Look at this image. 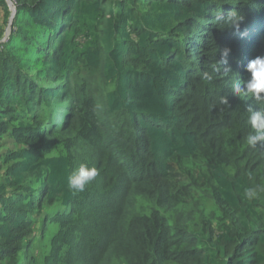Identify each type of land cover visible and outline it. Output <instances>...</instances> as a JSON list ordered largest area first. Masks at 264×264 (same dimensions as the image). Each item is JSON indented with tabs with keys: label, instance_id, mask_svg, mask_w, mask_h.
<instances>
[{
	"label": "trees",
	"instance_id": "1",
	"mask_svg": "<svg viewBox=\"0 0 264 264\" xmlns=\"http://www.w3.org/2000/svg\"><path fill=\"white\" fill-rule=\"evenodd\" d=\"M24 2L0 42V264H264V191L242 195L264 105L231 89L264 0ZM81 163L99 175L73 193Z\"/></svg>",
	"mask_w": 264,
	"mask_h": 264
},
{
	"label": "clouds",
	"instance_id": "2",
	"mask_svg": "<svg viewBox=\"0 0 264 264\" xmlns=\"http://www.w3.org/2000/svg\"><path fill=\"white\" fill-rule=\"evenodd\" d=\"M243 17L234 18L231 27L239 30V24L242 22ZM230 49L225 48L222 50L221 55L225 58L228 56ZM246 70L250 73L247 80L241 82L237 79L232 84L233 94L238 95L244 92L256 101L260 105H264V55H258L248 61L246 64ZM211 76L207 73L204 74L205 80H211ZM243 83V90L242 85ZM222 104H227L225 97L221 98ZM249 117L248 124L251 131L244 137V142L248 147H257L259 144H264V107H259L258 110H253L251 107L248 109ZM99 175V171L95 166H89L88 164L81 163L67 178L69 188L73 193H81L96 179ZM264 191V188L246 187L243 190V198L251 201L257 198L258 193Z\"/></svg>",
	"mask_w": 264,
	"mask_h": 264
},
{
	"label": "rangeland",
	"instance_id": "3",
	"mask_svg": "<svg viewBox=\"0 0 264 264\" xmlns=\"http://www.w3.org/2000/svg\"><path fill=\"white\" fill-rule=\"evenodd\" d=\"M32 0H25V4L29 3ZM28 5V4H27ZM17 6V0H3V2L0 1V28H1V36H0V42H3L8 35L10 34L11 30V24L13 21V18L15 16ZM14 147L13 139L10 137H6L2 140V146H0V164H1V156L4 155L9 150H12ZM4 168L0 166V176L2 173V170ZM187 181L183 179L182 177H179L175 182L174 186L178 190H181V187L186 184ZM192 189L190 192H183L184 199L188 200L191 197Z\"/></svg>",
	"mask_w": 264,
	"mask_h": 264
}]
</instances>
